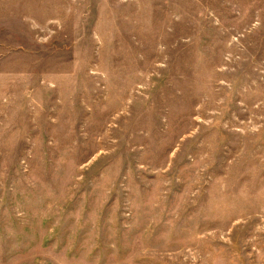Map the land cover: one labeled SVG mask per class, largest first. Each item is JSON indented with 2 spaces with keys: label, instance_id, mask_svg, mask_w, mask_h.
Here are the masks:
<instances>
[{
  "label": "rangeland",
  "instance_id": "374dc122",
  "mask_svg": "<svg viewBox=\"0 0 264 264\" xmlns=\"http://www.w3.org/2000/svg\"><path fill=\"white\" fill-rule=\"evenodd\" d=\"M0 264H264V0H0Z\"/></svg>",
  "mask_w": 264,
  "mask_h": 264
}]
</instances>
